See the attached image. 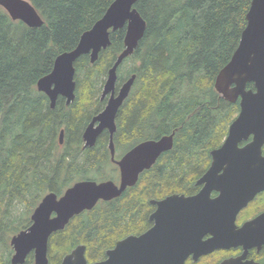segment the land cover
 <instances>
[{"label": "trees", "instance_id": "obj_1", "mask_svg": "<svg viewBox=\"0 0 264 264\" xmlns=\"http://www.w3.org/2000/svg\"><path fill=\"white\" fill-rule=\"evenodd\" d=\"M28 1L43 21L39 28L12 21L0 7V264H11L10 239L31 225L44 195L60 196L78 178H108L103 165L94 162L107 152V135L84 154L81 134L102 108L107 71L124 48L123 29L110 33L111 43L95 63L81 56L74 64V101L65 106L58 98L51 109L36 89L38 80L51 72L57 56L77 46L114 0ZM250 3L137 0L134 7L146 29L117 70V86L132 74L136 78L119 111L115 137L130 146L176 130L174 146L120 198L73 217L53 233L48 264H59L78 245L85 246L87 260L104 258L117 240L150 225V199L193 191L209 152L221 144L239 110L238 101L230 103L215 91L214 81L238 46ZM24 264H34L31 255Z\"/></svg>", "mask_w": 264, "mask_h": 264}, {"label": "water", "instance_id": "obj_2", "mask_svg": "<svg viewBox=\"0 0 264 264\" xmlns=\"http://www.w3.org/2000/svg\"><path fill=\"white\" fill-rule=\"evenodd\" d=\"M136 3L137 0H114L92 28L81 35L77 46L57 56L51 72L36 84L37 91L49 99L51 109L58 96L63 97L67 105L71 104L75 98V62L87 55L90 63H95L99 53L110 45V33L124 29V48L108 69L103 84L101 97L110 94V98L83 133L84 146L92 147L106 129L112 158L115 117L135 80L132 75L115 96L117 70L134 53L146 29L145 21L134 7ZM0 7L12 21H20L29 28H39L43 24L28 0H0ZM245 19L238 46L214 81L215 91L226 101L235 103L239 99L240 113L231 123L225 142L211 152V170L202 180L208 184L216 172L226 168V173L217 182L231 181L235 185L221 190L217 200L204 206L200 197L171 196L155 202L157 210L151 216L154 226L140 236H128L118 241L106 253L105 261L93 264H183L190 254L196 261L218 249L264 243V215L239 229L234 225L235 213L264 188V157L261 155L264 144V0H251ZM248 84H252L253 89H247ZM250 134L253 135L252 143L238 148L240 140ZM172 136L145 141L131 149L117 163L119 186L112 181H81L69 187L61 197L52 192L44 195L31 214V225L10 239L11 264H24L31 252L35 264H48L49 237L63 230L73 217L93 209L100 200L110 201L127 187L134 186L139 175L171 148ZM62 137L63 132L60 133V144ZM239 175H247V178L240 180ZM255 175V179H249ZM209 205H212L211 209L206 210L204 207ZM205 231L211 233L212 238L203 242L201 236ZM84 253L85 247L79 245L63 258L61 264H88ZM222 264L254 263L242 262L239 258Z\"/></svg>", "mask_w": 264, "mask_h": 264}, {"label": "flooded vegetation", "instance_id": "obj_3", "mask_svg": "<svg viewBox=\"0 0 264 264\" xmlns=\"http://www.w3.org/2000/svg\"><path fill=\"white\" fill-rule=\"evenodd\" d=\"M132 75H135V74H132ZM131 75V76H132ZM130 76V77H131ZM117 77H118V73H117ZM135 78H136V75H135ZM118 80V78H117ZM135 81V80H134ZM124 83V82H123ZM122 83V84H123ZM117 84V83H116ZM121 84V85H122ZM134 84V83H133ZM120 85V86H121ZM120 86H117L116 85V88H115V96H117L118 92H119V88ZM248 86V85H247ZM132 88H133V85L130 89V93L128 95V97L124 100L123 104L121 105V107L119 108L117 114H116V117H115V126H116V131L113 135V138H112V142H113V146H114V156L112 158L111 156V153H110V149H109V144H110V136H109V133L108 131L105 129L103 130L99 136L101 135H107V143H106V148H107V152L104 151L103 153V160L102 158L100 160H95L94 162L98 165H103V168L105 170V176L108 177L107 179H100V178H97V179H92V178H78L73 184L77 183V182H81V181H95L96 183H102V182H106V181H112L115 185L119 186V183H120V169L118 167V162L131 150L133 149L136 145L142 143V142H145V141H157L163 137H168V136H172V146L171 148L168 150V151H171L173 146H174V137H175V131H172L170 134H164L160 137H157V138H151V139H145V140H142L136 144H131L130 146H126V145H122L120 142H118V140L116 139L115 135L118 131V128L120 126V123L119 122V111L120 109L122 108V106L124 105L125 101H127L129 98H131V92H132ZM247 89H253L252 88H247ZM102 91H103V87L101 89V92H100V96H99V100L101 102H103V106L102 108L96 112L90 119L89 123L86 125V127L84 128L82 134H81V140H82V152L85 154L86 150L85 149H90V148H93L95 147L96 145V142L98 140V137L95 141V144L92 146V147H85V143L83 141V133L84 131L86 130L87 126L90 124V122L92 121V119L97 116L98 114H100L104 108L106 107L107 105V102L110 98V94H107L104 98H102ZM45 95V94H44ZM46 96V95H45ZM47 98V97H46ZM58 98H62L64 100V104L65 106H69L66 104V100L61 97V96H58ZM48 99V98H47ZM57 101V100H56ZM238 101V113L236 114V116L234 117V119L232 120V122L238 117L239 113H240V103H239V99L237 100ZM48 102H49V99H48ZM50 104V102H49ZM228 125V128H227V132H226V135L223 139V141L221 142V144L217 147V148H214L213 150H211L209 152V163L207 165V167H205V169L203 170V172L194 180L193 182V191L189 192V193H168V194H165L161 197H158V198H154V199H150L149 200V204L152 206L151 208V211L148 213V221L150 223V225L141 233L139 234H130V235H127L125 236L124 238L122 239H119L115 242L114 246L112 248H109L105 251V254H104V258L100 259V260H96V261H89L87 260L86 256H85V253H84V256H85V259L87 261L88 264H93V263H99V262H102V261H105L107 259V252L112 250L116 243L118 241H121L125 238H127L128 236H140L144 233H146L149 229H151L153 226H154V220L151 219V216L156 212L157 210V205L155 204V202H159V201H162L168 197H171V196H183L184 198H197V197H200L204 200V205H207L209 203H211L212 201H215L219 198V196L221 195V190H225L229 187H232L233 185L235 184H232L231 181H224L222 183H219L217 182V180L221 179L224 174L226 173V168H223L221 169L218 173L216 172L214 175H213V178H212V181L210 180V182L208 184H206V182L202 181L205 176L210 173V170H211V164H212V155H211V152L215 151L216 149L220 148L222 146V144L225 142L227 136H228V132H229V127L231 125V123ZM63 132V137H64V131L61 130L60 133ZM59 137H60V134H59ZM63 137H62V143L60 145L63 144ZM253 141V135L250 134L246 139H242L240 140V142L237 144V147L242 149L244 148L245 146L249 145L250 143H252ZM168 151H165L163 152L159 157L158 159L156 160V162L148 169V170H145L143 171L141 174H143L144 172H148L149 170H151L153 168V166L157 163V161L160 159V157L168 152ZM100 153H98L99 155ZM97 155V156H98ZM261 155L262 157H264V144L262 145L261 147ZM106 157V159H105ZM140 174V175H141ZM140 175L138 177V180L140 178ZM256 175L255 176H250L249 179L250 180H253L255 179ZM241 178H243L244 180L247 178V175H239V178L241 180ZM258 179H260V177H258ZM137 180V182H138ZM137 182L135 183V185L137 184ZM71 185V186H72ZM134 185V186H135ZM70 186V187H71ZM134 186L132 187H127L119 197H116L114 199H118L120 198L123 193H125L127 190L133 188ZM238 186L242 187L241 183H238ZM69 188V187H68ZM67 188V189H68ZM66 189V190H67ZM65 190V191H66ZM64 191V192H65ZM63 192V194H64ZM55 194V193H54ZM62 194V195H63ZM62 195L60 196H57V197H61ZM207 197V199H204V198ZM112 199V200H114ZM111 201V200H110ZM102 202H109V201H102L100 200L96 205L102 203ZM95 205V206H96ZM212 207V205H209V206H206L204 208H206V210H210ZM92 210V209H91ZM90 211V210H89ZM83 212H86V211H83ZM82 212V213H83ZM208 213V212H207ZM207 213L205 214L206 217H207ZM54 215V214H53ZM264 215V188H261L259 191H257L254 196L243 206L241 207L234 215V225L237 229L241 228L244 224L246 223H249V222H252L254 221L257 217L259 216H262ZM209 216V215H208ZM212 238V234L209 233L208 231H205L204 233H202V236H201V239L202 241H207L208 239H211ZM79 246V245H78ZM84 246V245H83ZM77 247V246H76ZM75 247V248H76ZM85 247V246H84ZM74 248V249H75ZM72 249V250H74ZM13 250V249H12ZM72 250L67 253V254H70L72 252ZM48 253V251H47ZM65 254L62 259L60 260V263L62 262L63 258L67 255ZM13 255V253H12ZM11 255V257H12ZM31 255L32 256V259H33V263H34V254L33 252H31L30 254H28V256ZM27 256V257H28ZM26 257V258H27ZM241 258L242 259V262H252L254 264H264V243H258L256 245H251V246H247L245 247L244 245H238L236 247H230L228 249H218V250H215L209 254H206V255H202L200 257H198V259L196 261H194L193 259V255L190 254L184 261L183 264H222L224 263L225 261H228V260H236V259H239ZM47 259H48V256H47ZM10 263H11V258H10ZM35 264V263H34Z\"/></svg>", "mask_w": 264, "mask_h": 264}, {"label": "rangeland", "instance_id": "obj_4", "mask_svg": "<svg viewBox=\"0 0 264 264\" xmlns=\"http://www.w3.org/2000/svg\"><path fill=\"white\" fill-rule=\"evenodd\" d=\"M129 65H125V67H128ZM125 68L123 67V69H122V71L121 72H124L123 70H124ZM94 173H91L90 175H93ZM17 212L18 213H20L21 212V207H19L18 209H17ZM9 235H8V238L7 237H5V240H4V242H6V245H8V242H9ZM11 249H12V247H11ZM204 264V263H203ZM207 264V263H206Z\"/></svg>", "mask_w": 264, "mask_h": 264}, {"label": "bare ground", "instance_id": "obj_5", "mask_svg": "<svg viewBox=\"0 0 264 264\" xmlns=\"http://www.w3.org/2000/svg\"><path fill=\"white\" fill-rule=\"evenodd\" d=\"M163 163V162H162ZM162 173V172H161Z\"/></svg>", "mask_w": 264, "mask_h": 264}]
</instances>
